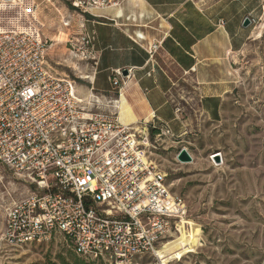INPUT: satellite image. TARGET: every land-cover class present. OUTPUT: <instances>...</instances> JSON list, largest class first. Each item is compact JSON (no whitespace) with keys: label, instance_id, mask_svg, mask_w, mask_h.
Instances as JSON below:
<instances>
[{"label":"built area","instance_id":"1","mask_svg":"<svg viewBox=\"0 0 264 264\" xmlns=\"http://www.w3.org/2000/svg\"><path fill=\"white\" fill-rule=\"evenodd\" d=\"M125 1L68 0L80 19L79 40L69 46L81 62L93 61L85 16ZM19 2L0 0V165L35 191L6 208L1 239L25 247L57 234L82 264H169L156 252L178 232L186 205L152 150L163 138L179 137L154 117L120 122L118 96L130 69L111 72L115 98H81L73 81L46 66L39 34L19 25L24 14L13 12ZM158 49L147 45L149 57Z\"/></svg>","mask_w":264,"mask_h":264},{"label":"rangeland","instance_id":"2","mask_svg":"<svg viewBox=\"0 0 264 264\" xmlns=\"http://www.w3.org/2000/svg\"><path fill=\"white\" fill-rule=\"evenodd\" d=\"M21 1L13 12L24 14L19 25L31 27L45 43L46 66L73 81L79 91L87 90L83 76L90 61L81 62L69 46L79 40L80 19L68 0ZM195 1L224 6L230 0ZM238 2L251 13L253 35L232 58L235 86L221 120L214 123L202 116L197 100L187 99L193 82L176 73L177 90L183 92L181 100L174 98L185 128L179 138H163L152 150L171 190L186 205L185 215L176 221L178 234L173 232L176 235L158 249L165 263L264 264V0ZM182 148L191 163L177 161ZM215 154L220 155L218 161L212 158ZM30 191H35L33 184L0 165V264L82 263L57 234L47 243L25 247L1 239L6 208Z\"/></svg>","mask_w":264,"mask_h":264},{"label":"crops","instance_id":"3","mask_svg":"<svg viewBox=\"0 0 264 264\" xmlns=\"http://www.w3.org/2000/svg\"><path fill=\"white\" fill-rule=\"evenodd\" d=\"M248 10L238 0L224 6H203L195 0H126L118 7L92 9L85 16V29L94 35L93 61L84 75L87 90L77 92L83 99L87 96L86 101L93 93L115 98L111 72L130 69L118 96L119 119L134 124L154 117L180 137L185 127L174 114V96L181 100L183 92L177 90V73L193 82L187 99L197 100L205 119L219 122L235 86L232 58L253 35L251 26L242 27L244 18H251ZM157 43L159 49L150 58L147 45Z\"/></svg>","mask_w":264,"mask_h":264},{"label":"water","instance_id":"4","mask_svg":"<svg viewBox=\"0 0 264 264\" xmlns=\"http://www.w3.org/2000/svg\"><path fill=\"white\" fill-rule=\"evenodd\" d=\"M252 23H253V21H252L251 18H249V17H245L244 20H243V22H242V27H243L244 29H247L248 27L252 26ZM123 74L125 75L126 72H124ZM219 156H220V155L215 154V155H213L212 158H214V159H216V161H218ZM176 159H177V161L180 162V163H191V161H192V157H191V155L187 152V150H186L185 148H182V149L178 152V154H177V156H176Z\"/></svg>","mask_w":264,"mask_h":264},{"label":"bare ground","instance_id":"5","mask_svg":"<svg viewBox=\"0 0 264 264\" xmlns=\"http://www.w3.org/2000/svg\"><path fill=\"white\" fill-rule=\"evenodd\" d=\"M85 76H86V75H85ZM85 76L83 77V79H84V80H85V79L87 80L88 78L85 77ZM121 91H122V90H121ZM89 97H90V96H89ZM88 99H89V98H87V100H88ZM89 100H90V99H89ZM118 108H119V113H120V106H119V105H118ZM119 118H120V116H119ZM180 223H181V222H179V224H180ZM178 232H179V226H178ZM178 232H177L176 234H178ZM176 234H172L171 237H170V239L173 237V235H176ZM168 240H169V239H168ZM168 240H167V241H168ZM165 242H166V241H165ZM165 242H164V243H165ZM156 254H157L158 258L161 259V258H160V255L158 254V250H157ZM161 261H163V260L161 259ZM163 262H164V261H163Z\"/></svg>","mask_w":264,"mask_h":264},{"label":"trees","instance_id":"6","mask_svg":"<svg viewBox=\"0 0 264 264\" xmlns=\"http://www.w3.org/2000/svg\"><path fill=\"white\" fill-rule=\"evenodd\" d=\"M74 264H82V263H80L79 261H75Z\"/></svg>","mask_w":264,"mask_h":264}]
</instances>
